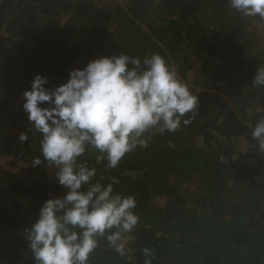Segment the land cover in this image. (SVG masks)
Masks as SVG:
<instances>
[{"label":"trees","instance_id":"obj_1","mask_svg":"<svg viewBox=\"0 0 264 264\" xmlns=\"http://www.w3.org/2000/svg\"><path fill=\"white\" fill-rule=\"evenodd\" d=\"M121 51L164 56L200 104L191 124L157 134L117 168L96 165L120 180L116 191L135 194L140 219L128 255L101 239L89 264H144L145 247L152 264H264V152L251 137L264 118V87L252 86L264 19L229 0H0V264H36L24 231L64 192L43 165L19 176L5 164L40 155L22 93L37 74L53 88Z\"/></svg>","mask_w":264,"mask_h":264},{"label":"clouds","instance_id":"obj_2","mask_svg":"<svg viewBox=\"0 0 264 264\" xmlns=\"http://www.w3.org/2000/svg\"><path fill=\"white\" fill-rule=\"evenodd\" d=\"M229 6L244 17L264 19V0H229ZM47 84L37 74L21 96L28 122L40 134V155L25 167L43 165L64 192L45 200L25 229L28 248L36 264H89L106 239L124 257L132 251L126 245L135 239L140 219L136 196L116 191L120 180L98 174L96 165L115 169L128 154L148 148L157 134L191 124L199 96L159 53L101 56L70 70L65 83ZM252 86L264 87V66L256 69ZM251 137L264 152V118ZM28 139L26 132L19 134L21 142ZM93 155L95 164L88 159ZM142 251L144 264H152L154 249Z\"/></svg>","mask_w":264,"mask_h":264},{"label":"rangeland","instance_id":"obj_3","mask_svg":"<svg viewBox=\"0 0 264 264\" xmlns=\"http://www.w3.org/2000/svg\"><path fill=\"white\" fill-rule=\"evenodd\" d=\"M124 1H126V0H124ZM128 1V0H127ZM63 36H65V34L63 35ZM5 164L6 165H8V168L11 170V171H13L16 175H21V174H23L24 172H25V170H26V165L25 164H23V163H19V164H17V165H14V164H12V161H11V159H6L5 160Z\"/></svg>","mask_w":264,"mask_h":264}]
</instances>
